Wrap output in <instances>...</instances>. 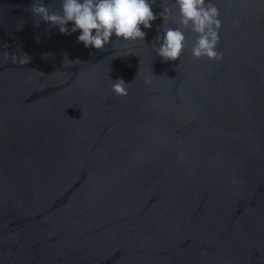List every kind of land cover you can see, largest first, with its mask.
Masks as SVG:
<instances>
[{
  "label": "water",
  "instance_id": "water-1",
  "mask_svg": "<svg viewBox=\"0 0 264 264\" xmlns=\"http://www.w3.org/2000/svg\"><path fill=\"white\" fill-rule=\"evenodd\" d=\"M33 2L0 0V264H264V0H213L222 60L185 30L168 62L161 18L97 51Z\"/></svg>",
  "mask_w": 264,
  "mask_h": 264
},
{
  "label": "clouds",
  "instance_id": "clouds-1",
  "mask_svg": "<svg viewBox=\"0 0 264 264\" xmlns=\"http://www.w3.org/2000/svg\"><path fill=\"white\" fill-rule=\"evenodd\" d=\"M55 3L58 8L54 10L44 0H34L31 11L37 25L42 20L57 27L61 34L78 33L77 42L87 49L104 51L116 40L145 41L147 33L144 29H151L153 22L161 18L163 35H157V43L152 47L165 62L180 60L187 39L185 30L196 34L192 47L194 58L207 57L216 61L223 58L217 51L223 25L220 10L213 0H163L160 13L153 11L157 0H55ZM239 25L238 20L233 21L235 28ZM4 54L9 58L8 52ZM66 60L79 61L67 57ZM11 61L26 65L30 57L26 53L12 55ZM128 84L123 78H117L111 87L116 95L123 97L127 95Z\"/></svg>",
  "mask_w": 264,
  "mask_h": 264
}]
</instances>
